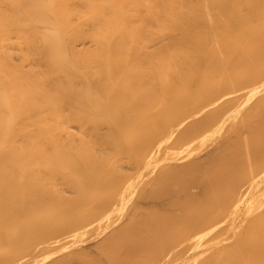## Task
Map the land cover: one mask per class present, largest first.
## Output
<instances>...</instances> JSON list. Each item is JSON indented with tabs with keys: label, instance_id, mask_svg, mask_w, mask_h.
I'll use <instances>...</instances> for the list:
<instances>
[{
	"label": "bare ground",
	"instance_id": "bare-ground-1",
	"mask_svg": "<svg viewBox=\"0 0 264 264\" xmlns=\"http://www.w3.org/2000/svg\"><path fill=\"white\" fill-rule=\"evenodd\" d=\"M0 264H264V0H0Z\"/></svg>",
	"mask_w": 264,
	"mask_h": 264
},
{
	"label": "rangeland",
	"instance_id": "rangeland-1",
	"mask_svg": "<svg viewBox=\"0 0 264 264\" xmlns=\"http://www.w3.org/2000/svg\"><path fill=\"white\" fill-rule=\"evenodd\" d=\"M85 244V243H84ZM83 245V244H82ZM86 245V244H85Z\"/></svg>",
	"mask_w": 264,
	"mask_h": 264
}]
</instances>
